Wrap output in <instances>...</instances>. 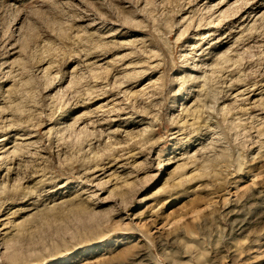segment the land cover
I'll return each mask as SVG.
<instances>
[{"label": "rangeland", "instance_id": "rangeland-1", "mask_svg": "<svg viewBox=\"0 0 264 264\" xmlns=\"http://www.w3.org/2000/svg\"><path fill=\"white\" fill-rule=\"evenodd\" d=\"M0 264H264V0H0Z\"/></svg>", "mask_w": 264, "mask_h": 264}]
</instances>
